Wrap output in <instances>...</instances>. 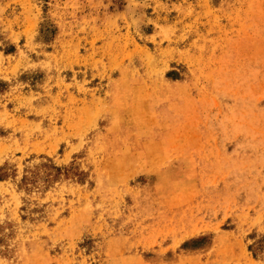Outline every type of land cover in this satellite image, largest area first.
I'll list each match as a JSON object with an SVG mask.
<instances>
[{"label": "rangeland", "instance_id": "374dc122", "mask_svg": "<svg viewBox=\"0 0 264 264\" xmlns=\"http://www.w3.org/2000/svg\"><path fill=\"white\" fill-rule=\"evenodd\" d=\"M0 264H264V0H0Z\"/></svg>", "mask_w": 264, "mask_h": 264}]
</instances>
